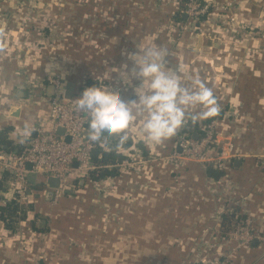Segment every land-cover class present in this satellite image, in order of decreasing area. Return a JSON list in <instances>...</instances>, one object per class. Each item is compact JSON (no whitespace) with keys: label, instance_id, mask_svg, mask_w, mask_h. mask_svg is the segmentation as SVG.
<instances>
[{"label":"crops","instance_id":"obj_1","mask_svg":"<svg viewBox=\"0 0 264 264\" xmlns=\"http://www.w3.org/2000/svg\"><path fill=\"white\" fill-rule=\"evenodd\" d=\"M65 1L56 7L55 0H0V139L6 141L0 145L22 152L37 133L33 127L51 128L47 97L55 74L63 87L74 84L71 97L92 80L118 89L125 101L137 99L141 81L124 83L120 73L131 71L129 54L138 45H154L168 49L167 67L183 85L198 76L213 89L224 114L218 128L232 134L239 154L215 179L197 162L175 166L158 157L173 150L182 128L156 146L145 143L142 121L134 120L130 145L117 150L140 155L141 162L113 167L98 180L75 177L50 199L52 188L36 181L18 202L25 217H14L10 227L0 218V264H83L77 256L85 250L101 256L95 264H206L224 252L222 238L233 223L220 210L216 188L241 202L253 233L264 237V0H206L232 2L231 10L211 7L194 23L182 11L186 0ZM41 3L35 13L60 32L50 54V45L33 51L17 28L22 5ZM229 13L236 21L229 22ZM25 125L30 133L21 139ZM12 199L10 176L0 169V207ZM259 237L226 264H264Z\"/></svg>","mask_w":264,"mask_h":264},{"label":"built area","instance_id":"obj_2","mask_svg":"<svg viewBox=\"0 0 264 264\" xmlns=\"http://www.w3.org/2000/svg\"><path fill=\"white\" fill-rule=\"evenodd\" d=\"M214 5L206 0H186L182 11L188 15L192 21L190 23H194L201 16L208 17L212 11L211 7H217L223 11L231 10L232 2ZM227 19L229 22L236 21L233 13H229ZM180 27L183 25L181 24ZM49 81L54 85L53 93L47 97L48 116L52 122L51 128L45 130L33 127L32 130L37 133L30 137L27 149L22 152L7 151L0 146V169L8 172L13 198H16L20 203L27 195L29 175H33L37 182L44 184L47 188H49L47 178L49 176L56 177L59 180V187L52 190L57 196L60 190L66 188L73 178L86 175L90 170L100 167L91 160V150L101 142L93 143L88 140L87 115L77 111L75 107L76 100L82 93L66 98L61 79L51 77ZM112 91H118V89ZM218 125L216 119L201 124L203 133L197 137L180 129L173 150L165 156L158 157L167 159L175 166L181 165L185 161H193L204 169L212 167L217 170H226L230 160L239 153L232 134L228 131L222 134L224 130L223 128L219 130ZM57 127L64 128V133L57 134L55 132ZM66 136L70 137L68 141L65 140ZM135 155L137 154L128 155L118 163L105 166L108 168L117 167L119 170L141 162V156L136 157ZM75 161L77 166L73 165ZM28 162L31 164L30 169L26 166ZM216 190L217 201L222 202L221 212L232 216L233 223L222 238L224 252L222 255L210 258L206 264H226L241 248H247L255 236L259 237L253 233L254 220L242 209L241 202L235 203L232 200H226L225 193L219 192V188ZM259 238L264 241V237Z\"/></svg>","mask_w":264,"mask_h":264},{"label":"clouds","instance_id":"obj_3","mask_svg":"<svg viewBox=\"0 0 264 264\" xmlns=\"http://www.w3.org/2000/svg\"><path fill=\"white\" fill-rule=\"evenodd\" d=\"M138 49L129 54L133 61L131 71L120 73L124 83H131L133 78L141 81L135 88L137 99L125 101L117 91L92 86L85 88L76 100V110L87 115L89 141L106 142L113 138L119 149L128 141L130 124L141 120L145 143L160 146L177 134L189 116L195 123L219 115L221 108L211 87L198 76L185 86L177 73L168 69L167 48L138 45ZM195 108L200 111L191 113ZM29 133L25 125L21 139Z\"/></svg>","mask_w":264,"mask_h":264},{"label":"trees","instance_id":"obj_4","mask_svg":"<svg viewBox=\"0 0 264 264\" xmlns=\"http://www.w3.org/2000/svg\"><path fill=\"white\" fill-rule=\"evenodd\" d=\"M87 83H89V87L97 86V83L92 80H89V82L87 81ZM223 117H224V114L220 112L219 115L215 117L204 119V121L201 124H206L210 120H213V119H216V120L222 119ZM188 119L189 120L183 125L182 131L188 132L190 135L197 134L200 136L203 133L201 129V124L198 125L197 122L194 123L190 117ZM0 142L2 144H5L6 141L0 139ZM105 145L109 147L107 148V150L103 149ZM129 145H130V142L127 141V143L124 146L128 147ZM96 148L98 150V153L97 155L91 156V160L96 165H101L104 167H102L99 170H90L88 172V175L91 180H98L100 178L111 175L114 172L115 168L112 167L111 169H109L105 165L118 163L126 157L124 153L119 152L117 150L116 144L112 141V138H109L106 142L101 141V144H98ZM206 171H207V174L209 176H212L213 178H219L224 173L223 170H217L212 167H208ZM25 211H26L25 207L20 205L16 198H13L12 200L8 201L4 206L0 207V218L3 221H5L8 227H10L12 222L14 221V217H17V216H19L20 218L25 217ZM226 217L228 218L231 216H226Z\"/></svg>","mask_w":264,"mask_h":264},{"label":"rangeland","instance_id":"obj_5","mask_svg":"<svg viewBox=\"0 0 264 264\" xmlns=\"http://www.w3.org/2000/svg\"><path fill=\"white\" fill-rule=\"evenodd\" d=\"M76 1L72 0L74 4L76 3ZM63 2L61 0H55L54 6L56 7L63 6V4H65L66 1L63 0ZM40 5H42V3L38 5L34 4L33 5L34 7L28 6V5H22L23 15H20L18 17V23H17L18 27L17 28H18V32H20L21 34L20 35L21 38L26 39L25 44L26 45L28 44V46L32 48L33 51L38 52L37 50H47L48 49V53L50 54L54 50L53 45L55 44V46H57L60 43L59 41L60 32H59V29L56 23L53 24V21L51 19H48L47 16L44 17L43 15L39 13L38 14L35 13L36 9L38 10L40 8ZM47 20H49V22H47ZM44 45L45 46L50 45V46L48 47L46 46L47 49H43L42 46ZM40 47L42 48L39 49ZM50 48H52V50L49 51ZM59 76L60 74H55V77H59ZM87 175L88 173L86 174V176ZM24 200H26V197L24 198ZM77 257L83 261L82 262L83 264H95V260L101 256L85 250V252L80 253Z\"/></svg>","mask_w":264,"mask_h":264},{"label":"water","instance_id":"obj_6","mask_svg":"<svg viewBox=\"0 0 264 264\" xmlns=\"http://www.w3.org/2000/svg\"><path fill=\"white\" fill-rule=\"evenodd\" d=\"M61 82H64L62 79H61ZM73 87H74V84L72 82H66L65 86H64V89H65V97L66 98H70L71 97V94H72V90H73ZM49 90H48V93H52L53 92V89H54V85L53 84H49ZM55 132L59 135L63 134L64 133V128L62 127H57ZM193 137H197V134H193ZM70 137L69 136H66L65 137V140H69ZM98 153V150L97 148H94L91 150V156H94V155H97ZM74 166H77V162L75 161L73 163ZM27 168L30 169L31 167V164L28 162L26 164ZM28 181H29V187L27 188V192H30L33 187L35 186V181H36V178L33 176V175H29L28 177ZM47 183L49 185L50 188L54 189V188H58L59 187V180L56 178V177H52V176H49L47 178ZM53 190H48L46 192V196L47 198H52L53 197Z\"/></svg>","mask_w":264,"mask_h":264}]
</instances>
